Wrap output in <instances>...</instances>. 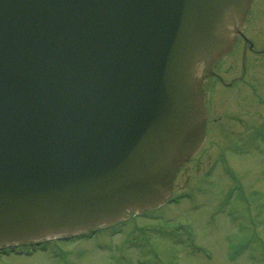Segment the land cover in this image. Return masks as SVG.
Segmentation results:
<instances>
[{"label":"water","instance_id":"95a60500","mask_svg":"<svg viewBox=\"0 0 264 264\" xmlns=\"http://www.w3.org/2000/svg\"><path fill=\"white\" fill-rule=\"evenodd\" d=\"M253 1L0 0V247L164 204Z\"/></svg>","mask_w":264,"mask_h":264},{"label":"rangeland","instance_id":"374dc122","mask_svg":"<svg viewBox=\"0 0 264 264\" xmlns=\"http://www.w3.org/2000/svg\"><path fill=\"white\" fill-rule=\"evenodd\" d=\"M222 125L220 134L210 126L166 205L32 256L1 251L0 264H264V105L263 123L243 139Z\"/></svg>","mask_w":264,"mask_h":264},{"label":"flooded vegetation","instance_id":"af4514ba","mask_svg":"<svg viewBox=\"0 0 264 264\" xmlns=\"http://www.w3.org/2000/svg\"><path fill=\"white\" fill-rule=\"evenodd\" d=\"M214 73L206 86L211 125L217 126L215 133L220 134L225 130L222 124L231 123L232 137L243 139L258 127L256 123H263L264 0H255L243 35L237 38L231 52L214 64ZM225 102L229 105L219 111ZM252 119L254 126L249 124Z\"/></svg>","mask_w":264,"mask_h":264}]
</instances>
